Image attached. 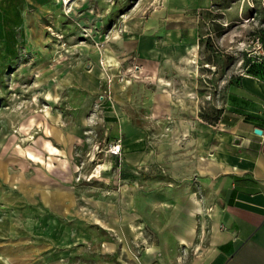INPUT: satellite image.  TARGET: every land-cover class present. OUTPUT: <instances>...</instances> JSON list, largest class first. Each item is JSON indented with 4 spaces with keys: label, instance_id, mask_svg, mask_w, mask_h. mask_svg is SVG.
<instances>
[{
    "label": "rangeland",
    "instance_id": "1",
    "mask_svg": "<svg viewBox=\"0 0 264 264\" xmlns=\"http://www.w3.org/2000/svg\"><path fill=\"white\" fill-rule=\"evenodd\" d=\"M261 1L8 0L0 264L197 257L199 147L256 61Z\"/></svg>",
    "mask_w": 264,
    "mask_h": 264
},
{
    "label": "crops",
    "instance_id": "2",
    "mask_svg": "<svg viewBox=\"0 0 264 264\" xmlns=\"http://www.w3.org/2000/svg\"><path fill=\"white\" fill-rule=\"evenodd\" d=\"M9 4L13 3L0 0V39L5 40L0 43L5 52ZM254 128L262 133H254ZM198 158L193 194L203 191L209 217L203 248L183 264H264V79L243 72L236 82L228 81L223 112L209 126ZM186 230L188 235L181 239L195 244L191 224ZM151 260L146 256L144 263Z\"/></svg>",
    "mask_w": 264,
    "mask_h": 264
},
{
    "label": "trees",
    "instance_id": "3",
    "mask_svg": "<svg viewBox=\"0 0 264 264\" xmlns=\"http://www.w3.org/2000/svg\"><path fill=\"white\" fill-rule=\"evenodd\" d=\"M259 6L257 5V8ZM260 10L262 11V15H261V20H260V25L259 27L256 29L255 34L257 35V37L259 38V42L262 46V50H263V56L259 61H253L250 59H247L245 61V70L246 73L252 76H256L259 77L261 79H264V4L263 6L260 8ZM256 11V7L255 5L253 7H251V9H249L248 11L243 12L242 17L243 18H248L250 16H252V13ZM223 27H221V25L216 26V31L217 34H220L222 31ZM230 82V80H229ZM221 109H218V113H216L215 116V121L218 119L219 115H220V111Z\"/></svg>",
    "mask_w": 264,
    "mask_h": 264
},
{
    "label": "built area",
    "instance_id": "4",
    "mask_svg": "<svg viewBox=\"0 0 264 264\" xmlns=\"http://www.w3.org/2000/svg\"><path fill=\"white\" fill-rule=\"evenodd\" d=\"M251 43L254 44V47L251 48V55L253 58L256 59V61H259L263 56V50H262V46L259 42V38L256 36L254 38V41L252 40Z\"/></svg>",
    "mask_w": 264,
    "mask_h": 264
},
{
    "label": "water",
    "instance_id": "5",
    "mask_svg": "<svg viewBox=\"0 0 264 264\" xmlns=\"http://www.w3.org/2000/svg\"><path fill=\"white\" fill-rule=\"evenodd\" d=\"M254 133L261 134L262 133V130L259 129V128H254Z\"/></svg>",
    "mask_w": 264,
    "mask_h": 264
},
{
    "label": "bare ground",
    "instance_id": "6",
    "mask_svg": "<svg viewBox=\"0 0 264 264\" xmlns=\"http://www.w3.org/2000/svg\"><path fill=\"white\" fill-rule=\"evenodd\" d=\"M69 1V0H68Z\"/></svg>",
    "mask_w": 264,
    "mask_h": 264
}]
</instances>
